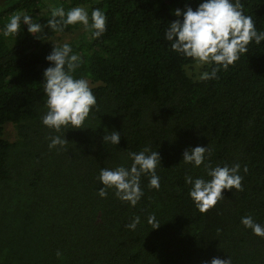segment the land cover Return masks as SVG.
I'll list each match as a JSON object with an SVG mask.
<instances>
[{
	"label": "trees",
	"instance_id": "16d2710c",
	"mask_svg": "<svg viewBox=\"0 0 264 264\" xmlns=\"http://www.w3.org/2000/svg\"><path fill=\"white\" fill-rule=\"evenodd\" d=\"M199 2L61 0L66 11L87 5L90 17L100 8L107 23L99 38L89 28L84 39L64 42L80 57L75 74L89 81L97 104L82 128L60 132L42 123L46 56L56 36L81 25L52 31L44 0H19L0 13V264H204L213 257L264 264V237L241 223L250 215L264 224V41L251 42L214 79L188 75L191 59L174 52L164 33L178 19L176 9ZM240 3L264 32V0ZM19 13L44 25L41 38L27 25L16 38L3 34ZM113 130L119 145L104 142ZM55 136L66 142L50 148ZM197 145L211 149L200 167L182 161ZM145 148L160 153V188H150L144 175L136 206L115 189L100 197V170L130 167L129 153ZM237 163L242 188L225 189L201 212L185 177L210 179L206 166ZM150 215L159 228L151 229ZM136 216L141 223L133 231L126 225Z\"/></svg>",
	"mask_w": 264,
	"mask_h": 264
},
{
	"label": "clouds",
	"instance_id": "9594fccd",
	"mask_svg": "<svg viewBox=\"0 0 264 264\" xmlns=\"http://www.w3.org/2000/svg\"><path fill=\"white\" fill-rule=\"evenodd\" d=\"M174 15L178 19L170 21L165 30L164 37L170 42L171 49L179 55L190 58L192 69L198 70L204 65H215L211 72H197L194 78L199 80L214 79L218 70L227 69L239 60L242 54L249 51V44L255 42L259 45L264 41V32L258 31L256 24L250 15H246L240 0H201L196 8L191 5L184 9H176ZM182 17V18H181ZM91 19V24H90ZM107 16L100 8H94L89 12L83 7H72L65 10L63 6L53 7L51 19L47 20V26L56 32H61L69 25H83L85 29H94L92 35L99 38L106 31ZM27 25L30 34L41 38L44 25L37 22L32 15L19 13L11 16L4 26L5 36H15ZM50 66L44 70L43 90L47 97L46 113L42 117V123L60 132L62 128H82L97 100L89 84L84 77H78L75 73L80 67V57L73 54L69 43L59 45L55 42L52 52L46 56ZM189 67V66H186ZM192 75V71H188ZM121 135L113 130L111 134L104 136V142L119 145ZM65 139L60 136L51 138L50 148L64 145ZM211 149L197 145L189 147L183 153L182 161L194 167H200ZM131 166L120 165L114 168H102L99 180L103 187L98 190L100 197L108 195L107 189H115V195L122 201L136 206L144 195L141 187V177L149 176L148 186L160 188V177L156 168L161 164L158 151L145 148L140 152L129 153ZM240 164L233 166L227 164L215 167L206 166L207 176H186L185 182L190 185L189 196L201 212H206L214 207L224 197L225 189L242 188L243 177L240 173ZM247 171V169H244ZM141 223L139 216L134 217L126 227L135 230ZM151 229H157L160 223L155 215L148 217ZM241 223L253 234L264 237V224L257 222L252 216H244ZM204 264H232L231 258L222 259L213 257Z\"/></svg>",
	"mask_w": 264,
	"mask_h": 264
},
{
	"label": "rangeland",
	"instance_id": "374dc122",
	"mask_svg": "<svg viewBox=\"0 0 264 264\" xmlns=\"http://www.w3.org/2000/svg\"><path fill=\"white\" fill-rule=\"evenodd\" d=\"M18 1L19 0H0V13L4 9L10 7L11 5L15 4ZM60 4H61V0H44V7H43L42 12L43 11H48L49 9H52L53 7H59ZM79 7H83L87 11H88V8H89L87 5H80ZM40 13H37V16L40 15ZM83 32H89V28L85 29L84 26L81 25L79 29H76L75 31L67 33V34L56 36L52 41H53V43L56 42L57 44L58 43L62 44L64 42L82 40V39H84L82 37V33ZM201 70H202V68H200L198 70L192 69L191 67L189 68V71H192L193 75H195V76L197 75V72H201ZM9 130L10 129L8 128L7 135H9V132H10Z\"/></svg>",
	"mask_w": 264,
	"mask_h": 264
}]
</instances>
